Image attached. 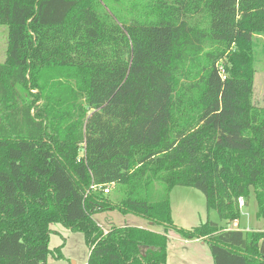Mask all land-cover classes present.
Returning <instances> with one entry per match:
<instances>
[{
  "label": "trees",
  "instance_id": "1",
  "mask_svg": "<svg viewBox=\"0 0 264 264\" xmlns=\"http://www.w3.org/2000/svg\"><path fill=\"white\" fill-rule=\"evenodd\" d=\"M153 2L152 14L121 0H0V264H46L52 225L83 235L86 264H167L166 234L93 219L114 210L207 243L212 264H264L251 49L264 0ZM210 44L235 46L225 77ZM174 187L200 191L222 225H174ZM251 191L262 230H227Z\"/></svg>",
  "mask_w": 264,
  "mask_h": 264
},
{
  "label": "rangeland",
  "instance_id": "2",
  "mask_svg": "<svg viewBox=\"0 0 264 264\" xmlns=\"http://www.w3.org/2000/svg\"><path fill=\"white\" fill-rule=\"evenodd\" d=\"M121 9L126 12L132 3L139 4L141 8H147L145 13L156 10L154 0L127 1L121 0ZM123 11V12H124ZM191 27L202 29L206 26L204 14L190 12ZM8 28L0 26V64H3L7 49ZM252 97L254 105L264 108V34L255 35L252 44ZM235 52L234 44L228 49L220 50L217 45L210 44L204 53L215 54V67L218 68L221 77H225L233 68L232 55ZM204 54L201 56L203 57ZM35 93V91H32ZM19 154V153H18ZM22 154V151L20 152ZM36 170V169H35ZM38 173H42L36 170ZM117 186H110L111 198L116 199L119 194ZM243 199V198H242ZM171 218L178 228L190 230L204 225L206 222H219L218 215L213 210H207L204 195L189 187H174L169 194ZM256 205L251 191L247 200L243 199V206L239 208L240 218L236 219V226L233 222L225 224L226 229L238 227L244 232H257L262 230L261 221L255 218ZM95 222L100 224L103 230L110 226H142L155 233L166 234L167 244V264H212L211 256L207 243L197 240L198 243H185L174 230L165 228L161 225H151L141 217L131 214L122 215L117 210L112 212H101L93 216ZM52 233L49 237L48 248L52 252L47 256L46 264H86L89 250L84 242L83 235L79 232H72L61 225H52ZM185 241V240H184ZM60 250V257L57 258L56 249Z\"/></svg>",
  "mask_w": 264,
  "mask_h": 264
},
{
  "label": "built area",
  "instance_id": "3",
  "mask_svg": "<svg viewBox=\"0 0 264 264\" xmlns=\"http://www.w3.org/2000/svg\"><path fill=\"white\" fill-rule=\"evenodd\" d=\"M103 193L105 195H108L110 193V187H109V185L103 187ZM237 202H238V207L239 208H242V206H243V199H242V197L238 198V201ZM232 224H233V226H236L237 222L234 221ZM238 229H239L238 227H235V228H232V229H229V230H238Z\"/></svg>",
  "mask_w": 264,
  "mask_h": 264
},
{
  "label": "crops",
  "instance_id": "4",
  "mask_svg": "<svg viewBox=\"0 0 264 264\" xmlns=\"http://www.w3.org/2000/svg\"><path fill=\"white\" fill-rule=\"evenodd\" d=\"M111 186V185H110ZM109 186V187H110ZM100 225V224H99ZM219 225H222V223L221 224H219ZM262 225V224H261ZM132 227H137V228H140V229H146V228H142V226H132ZM227 230H229V229H227ZM238 230H241V229H238ZM199 241V240H198ZM198 241L197 240H192V241H184L183 240V242H185V243H198ZM200 242V241H199ZM212 260V259H211Z\"/></svg>",
  "mask_w": 264,
  "mask_h": 264
}]
</instances>
